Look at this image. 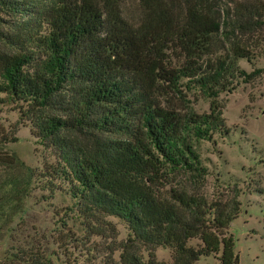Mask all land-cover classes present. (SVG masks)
<instances>
[{"label": "trees", "instance_id": "obj_1", "mask_svg": "<svg viewBox=\"0 0 264 264\" xmlns=\"http://www.w3.org/2000/svg\"><path fill=\"white\" fill-rule=\"evenodd\" d=\"M122 2L0 0V12L16 18L0 16V114L14 105L53 150L59 162L47 184L67 182L87 220L111 231L107 217L125 222L121 264H199L220 254L219 264H239L227 234L240 214L237 198L208 203L170 181L208 175L193 142L229 135L221 108L181 116L156 98L164 87L218 98L235 81L260 76L239 61H254L243 40L264 31V0H141L138 26L124 18ZM169 50L180 52L179 67L170 66ZM161 248L172 251L171 263L158 260ZM0 264L49 260L31 248Z\"/></svg>", "mask_w": 264, "mask_h": 264}, {"label": "rangeland", "instance_id": "obj_2", "mask_svg": "<svg viewBox=\"0 0 264 264\" xmlns=\"http://www.w3.org/2000/svg\"><path fill=\"white\" fill-rule=\"evenodd\" d=\"M122 12L130 24L138 26L143 19L141 0H123ZM0 16L10 24L16 20L1 12ZM243 44L252 52L254 61L241 59L239 66L248 74L262 70L256 79L249 83L235 81V86H240L218 98L186 89L177 94L164 87L156 99L181 116L189 112L209 114L213 104L221 108L229 135L216 134L211 142H193L208 175L197 180L179 173L171 175L170 181L174 188L184 187L208 203L226 204L237 198L240 214L227 234L234 238L239 264H264V31L245 37ZM223 49L217 50L218 56H224L228 47ZM165 54L172 68L179 67V51L169 50ZM58 162L53 150L34 136L31 124L22 120L20 111L14 105L3 106L0 263L20 249L39 248L49 264H121V251L117 248L128 239V226L116 217L106 218L116 231L104 229L99 222L92 223L81 214L67 182L57 179L56 185L49 186L46 172ZM14 184L18 194L13 191ZM198 244V240L190 242L193 247ZM156 254L159 261L172 262L170 249H158ZM143 256L147 261L148 254L144 252ZM219 256L202 257L199 264H219Z\"/></svg>", "mask_w": 264, "mask_h": 264}]
</instances>
